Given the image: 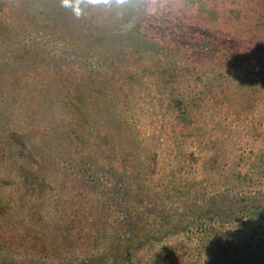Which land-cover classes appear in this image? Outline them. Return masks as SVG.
Masks as SVG:
<instances>
[{"label": "trees", "instance_id": "1", "mask_svg": "<svg viewBox=\"0 0 264 264\" xmlns=\"http://www.w3.org/2000/svg\"><path fill=\"white\" fill-rule=\"evenodd\" d=\"M15 193L61 206L43 261L264 264V0H0Z\"/></svg>", "mask_w": 264, "mask_h": 264}, {"label": "rangeland", "instance_id": "2", "mask_svg": "<svg viewBox=\"0 0 264 264\" xmlns=\"http://www.w3.org/2000/svg\"><path fill=\"white\" fill-rule=\"evenodd\" d=\"M14 195L17 201L11 203L9 207L4 206L5 213L0 218V223L6 226V228L4 227L0 231V264H65L52 258L43 261L33 254L37 253L33 249L38 244L51 243L52 236L49 235L47 230L49 232L54 231V238L61 239L65 242L70 240V229L64 223L62 224L61 216H59L61 206L58 207V204L54 200L57 197L53 194L45 199L31 196V199L35 200L30 203H24L20 200V194L15 193ZM62 205L66 206V204ZM34 206L38 207V214L35 213ZM66 208L69 211L72 210L70 206ZM56 225H59L58 232L54 230V227H57ZM130 241L134 242L135 240L131 239L128 242ZM111 246H114V242L111 243L109 238L99 234L98 241L95 242V247H100L101 250L94 253V256L87 264H106L105 261L101 260L98 253H113ZM145 253L139 251L136 254V251L132 250L128 258L124 260V263L144 264L146 261V256L144 257ZM106 258H111V255L107 254Z\"/></svg>", "mask_w": 264, "mask_h": 264}, {"label": "clouds", "instance_id": "3", "mask_svg": "<svg viewBox=\"0 0 264 264\" xmlns=\"http://www.w3.org/2000/svg\"><path fill=\"white\" fill-rule=\"evenodd\" d=\"M65 2H66V0H65Z\"/></svg>", "mask_w": 264, "mask_h": 264}, {"label": "snow or ice", "instance_id": "4", "mask_svg": "<svg viewBox=\"0 0 264 264\" xmlns=\"http://www.w3.org/2000/svg\"><path fill=\"white\" fill-rule=\"evenodd\" d=\"M66 2H67V0H66Z\"/></svg>", "mask_w": 264, "mask_h": 264}]
</instances>
